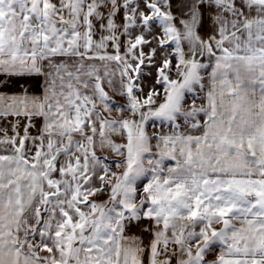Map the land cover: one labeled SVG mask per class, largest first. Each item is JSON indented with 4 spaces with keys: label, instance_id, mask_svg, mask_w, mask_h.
<instances>
[{
    "label": "snow or ice",
    "instance_id": "snow-or-ice-1",
    "mask_svg": "<svg viewBox=\"0 0 264 264\" xmlns=\"http://www.w3.org/2000/svg\"><path fill=\"white\" fill-rule=\"evenodd\" d=\"M166 44L179 79L164 57L141 100ZM153 117L176 128L154 145ZM0 122V264H264V0H0Z\"/></svg>",
    "mask_w": 264,
    "mask_h": 264
},
{
    "label": "crops",
    "instance_id": "crops-1",
    "mask_svg": "<svg viewBox=\"0 0 264 264\" xmlns=\"http://www.w3.org/2000/svg\"><path fill=\"white\" fill-rule=\"evenodd\" d=\"M212 15H214V13H212V12L207 13V16H212ZM210 29H211V25H210V23H208V21L206 19L204 27L200 30V35L203 36L204 38H207V36L210 34ZM131 31L132 32H139V29L131 30ZM150 31H151V34H148V33L146 34L147 35L146 37L149 40H152L153 36L159 37L162 33V29L159 27L158 24L154 25ZM121 40L123 41L122 37H121ZM146 47L147 48L157 47V45H156V42L153 40L152 45L146 46ZM173 47H174V44H166L164 46L163 50L158 49V50H160V52L157 51V53L158 52L161 53V56L157 54L154 58H159V57L163 58L164 57L163 55L165 54V55H167L165 57H168L169 59H171L172 64H175L176 59H175L174 55L171 54L172 53L171 50L173 49ZM185 50H187L186 45H185ZM162 60L161 61L156 60L153 62L158 63V62H162ZM200 60L202 63L209 66L207 69L202 70V75L204 76V80L202 82L205 85V91L202 92V91H200L198 86H194L193 92H185V98H184V101L182 102V110L183 111H189L191 109V107L193 106L194 100H195V106L196 107L206 106V101H205L204 97L206 95V90L208 87L209 72H210L211 66L214 62L211 61V59L207 55L201 57ZM170 79H179L177 72L175 73L172 70V72L170 73ZM152 91H156V92L160 93L159 96L154 97V99L157 100V103L163 102V96H164L163 86L161 84H157L156 80L154 82V86L152 85V88H148L146 90L145 98L147 96V93L152 92ZM153 107H155V105ZM202 116H203V113H200L197 118L199 119V117H202ZM136 118L139 119L138 116ZM176 124L179 125V131H181V132L192 131L190 128V125L185 123L183 116H178ZM144 129H145L146 134L152 139L153 145L155 144V138L157 136H159V135H170L174 131H176V128L173 126V124L171 122L160 119V118H155V117L150 118L144 124ZM165 163L168 166H173L175 162L174 161H165ZM141 187L143 188V183H142ZM145 223L149 224L148 221H145ZM147 238H148L147 239V242H148V240L150 239L148 234H147ZM214 255H215V253L207 256L206 259L212 260L214 258Z\"/></svg>",
    "mask_w": 264,
    "mask_h": 264
},
{
    "label": "rangeland",
    "instance_id": "rangeland-1",
    "mask_svg": "<svg viewBox=\"0 0 264 264\" xmlns=\"http://www.w3.org/2000/svg\"><path fill=\"white\" fill-rule=\"evenodd\" d=\"M139 32H132L133 35L138 34ZM147 33H145L146 35ZM147 36V35H146ZM123 41L125 40L124 37H122ZM151 48H147L146 46H144V51L146 53L150 52ZM174 50H175V46L173 47V49L171 50V54L174 55ZM109 51L111 52L112 49L109 48ZM124 49H122V53H123ZM160 52V50H158ZM157 53L158 55L161 56V53ZM164 57L167 55H163ZM163 57V58H164ZM162 57L159 58H153V60L151 61V63L147 66L144 67L142 66V75L140 76L139 80L137 81V83L139 84L140 88L142 89V93H137V95L139 96V98L141 100L145 99V93L146 90L148 88H152V85L154 86V82L155 80H157L158 78V67L160 66L161 62H153V61H161L163 59ZM175 64H173V72L176 73L175 68H174ZM167 71V70H166ZM114 79V83L117 87H119V72H116V75L113 77ZM39 80L37 79H31L29 81H27L28 84V89L29 92L31 94H35V95H40L41 94V89L38 86L39 85ZM11 91H15V89L11 90ZM105 91L109 92V96L111 97L112 101L115 104L121 105L123 107H127V100L124 97L121 96H117L114 95L110 89H108L107 87L105 88ZM98 111H100V109H97ZM125 113H119V112H113L111 115V118L113 119H121L125 116ZM12 119V118H10ZM3 123V122H0ZM37 126H39V120L36 121ZM4 126H6V124H4ZM33 133H35V129H32ZM116 142L118 143H123L125 142L124 140H121L119 137H113ZM98 154L100 155H104L107 154V150L105 149L104 153H100L98 152ZM110 160L115 159V157H109ZM114 171H116V169H113ZM142 183L143 181H138L137 182V193L140 194L142 192ZM91 199H95L97 203H103L104 201H106L108 199L107 195H99L97 197L91 198ZM149 224L145 223V221H143L139 227H131L128 230V234L130 235H140L141 238L144 240L145 243H147V233H142L141 229L144 227H147ZM41 255H45V253H41Z\"/></svg>",
    "mask_w": 264,
    "mask_h": 264
}]
</instances>
